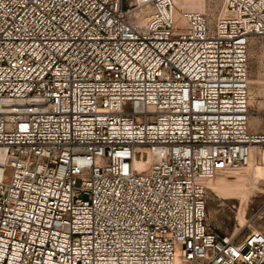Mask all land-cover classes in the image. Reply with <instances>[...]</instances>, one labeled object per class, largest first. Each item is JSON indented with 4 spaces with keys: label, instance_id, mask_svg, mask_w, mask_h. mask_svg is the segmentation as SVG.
Returning <instances> with one entry per match:
<instances>
[{
    "label": "built area",
    "instance_id": "2783aa9c",
    "mask_svg": "<svg viewBox=\"0 0 264 264\" xmlns=\"http://www.w3.org/2000/svg\"><path fill=\"white\" fill-rule=\"evenodd\" d=\"M208 4L0 0V264H264L207 208L264 154V0Z\"/></svg>",
    "mask_w": 264,
    "mask_h": 264
},
{
    "label": "rangeland",
    "instance_id": "374dc122",
    "mask_svg": "<svg viewBox=\"0 0 264 264\" xmlns=\"http://www.w3.org/2000/svg\"><path fill=\"white\" fill-rule=\"evenodd\" d=\"M178 1L183 9L204 11L210 8L209 0ZM250 90V126L253 131L264 132V38L256 39L250 48ZM258 164L252 165L250 171L231 173L239 179L237 182L218 187L209 185L207 208L211 226L242 238L252 227L264 225L260 210L264 180L252 174Z\"/></svg>",
    "mask_w": 264,
    "mask_h": 264
},
{
    "label": "bare ground",
    "instance_id": "6f19581e",
    "mask_svg": "<svg viewBox=\"0 0 264 264\" xmlns=\"http://www.w3.org/2000/svg\"><path fill=\"white\" fill-rule=\"evenodd\" d=\"M175 3L177 5V14L179 15L180 9L183 7V5L178 0H175ZM257 163L264 165V154L261 157V162L253 161L249 166H246L242 169L234 170L231 172L220 173L216 177H214L212 180L209 181V185H213L214 187H218L221 185H229L232 181L237 182L239 179L236 178V176L232 175L231 173L240 172L242 170H246V172L248 170L250 171L252 169V165L257 164ZM260 164H258L257 166H255V168H253L252 174L254 176L261 177V179L264 180V167H262ZM248 176H250V175H248Z\"/></svg>",
    "mask_w": 264,
    "mask_h": 264
}]
</instances>
